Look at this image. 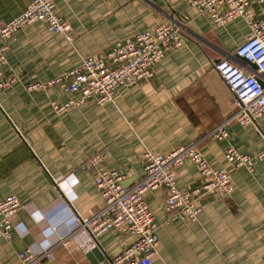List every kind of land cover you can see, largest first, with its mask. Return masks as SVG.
Listing matches in <instances>:
<instances>
[{"label": "crops", "instance_id": "0c3cea01", "mask_svg": "<svg viewBox=\"0 0 264 264\" xmlns=\"http://www.w3.org/2000/svg\"><path fill=\"white\" fill-rule=\"evenodd\" d=\"M197 0H55L71 26L70 44L42 22L22 28L5 44L6 75L18 82L0 95V200L16 196L22 208L13 218L11 242L0 237V264H19L18 254L38 244L51 249L43 264H107L136 237L111 229L97 237L78 229L80 220L103 209L89 159L105 165L130 187L144 175L143 151L168 154L199 143L208 162L226 171L234 191L200 199L195 222L169 221L167 191L145 199L158 224L159 245L151 264H264V163L253 171L225 159L233 147L245 155L264 150V118L257 125L229 124L224 140L207 136L232 117L235 103L216 64L243 45L248 27L236 19L214 27ZM199 1V0H198ZM29 0H0V24L26 10ZM261 16L258 5H252ZM176 21L184 42L153 67L154 78L118 89L113 104L95 99L57 114L53 103L78 98L60 87L29 93L80 66L83 58L103 57L116 44ZM203 178L188 161L177 171L179 191H192Z\"/></svg>", "mask_w": 264, "mask_h": 264}, {"label": "built area", "instance_id": "2783aa9c", "mask_svg": "<svg viewBox=\"0 0 264 264\" xmlns=\"http://www.w3.org/2000/svg\"><path fill=\"white\" fill-rule=\"evenodd\" d=\"M261 10L258 17L252 5ZM200 13L208 14L214 27H222L242 19L248 34L245 42L235 52L219 61L215 69L234 98L235 113L220 123L207 135L224 140L228 126L236 122L241 126H256L264 118V0H197L192 3ZM45 23L48 29L65 37L72 44L70 24L56 11L55 0H29L27 8L11 21L0 24V95L18 82L16 75H6V42L22 28ZM181 26L172 21L153 30L137 34L133 39L118 43L103 57L83 58L79 67L46 82L27 86L29 93L48 91L60 87L78 98L64 104L53 103L57 114L81 107L90 99L98 104H113L118 89L133 86L154 78L153 67L161 62L167 52L177 51L183 45ZM247 60L248 62L244 61ZM255 66V67H254ZM199 143L180 147L168 154L149 149L143 151L144 175L134 185L125 187L123 177L106 167L103 153L93 155L89 164L96 170L95 184L105 205L97 213L84 217L78 229L97 237L111 229L129 232L135 242L107 264H151L159 245L158 224L145 196L150 191L165 188V212L169 221L198 220L201 212L199 201L206 196L223 198L234 191L230 175L212 168L203 157ZM225 159L236 168L253 171L257 163H264V150L256 155H245L230 147ZM192 162L200 172L203 182L192 191H179L177 171L186 162ZM16 196L0 200V237L11 242L16 230L13 218L22 208ZM264 228V222H263ZM19 264H43L51 258V249L38 244L18 254Z\"/></svg>", "mask_w": 264, "mask_h": 264}, {"label": "water", "instance_id": "95a60500", "mask_svg": "<svg viewBox=\"0 0 264 264\" xmlns=\"http://www.w3.org/2000/svg\"><path fill=\"white\" fill-rule=\"evenodd\" d=\"M244 61L248 62L247 60H244ZM254 67H255V66H254Z\"/></svg>", "mask_w": 264, "mask_h": 264}]
</instances>
